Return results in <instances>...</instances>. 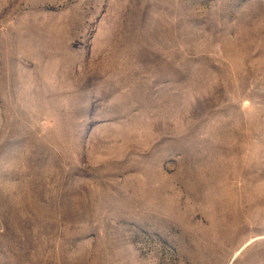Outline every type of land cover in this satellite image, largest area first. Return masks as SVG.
Segmentation results:
<instances>
[{
  "label": "rangeland",
  "instance_id": "1",
  "mask_svg": "<svg viewBox=\"0 0 264 264\" xmlns=\"http://www.w3.org/2000/svg\"><path fill=\"white\" fill-rule=\"evenodd\" d=\"M0 264H264V0H0Z\"/></svg>",
  "mask_w": 264,
  "mask_h": 264
}]
</instances>
